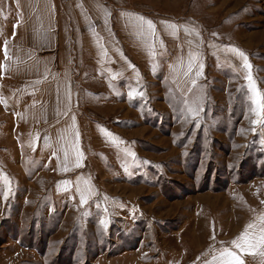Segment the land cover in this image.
<instances>
[{
  "label": "rangeland",
  "instance_id": "rangeland-1",
  "mask_svg": "<svg viewBox=\"0 0 264 264\" xmlns=\"http://www.w3.org/2000/svg\"><path fill=\"white\" fill-rule=\"evenodd\" d=\"M0 90V264L264 262V0H0Z\"/></svg>",
  "mask_w": 264,
  "mask_h": 264
},
{
  "label": "crops",
  "instance_id": "crops-1",
  "mask_svg": "<svg viewBox=\"0 0 264 264\" xmlns=\"http://www.w3.org/2000/svg\"><path fill=\"white\" fill-rule=\"evenodd\" d=\"M117 19H118L117 21H120L119 24H121L120 25L121 31L124 33L128 32V35H126V38L123 39L122 41L125 44L123 45L124 49L121 50V51H124V55H127L128 57H130L128 50L131 51L130 47H134L132 49V52H135V54L139 56V59H142L143 57H145L147 53L150 56L155 57L156 59L158 58L159 60L161 59V57H163V60H165L166 62L165 70H166L167 76L165 77L167 81L170 84L181 86L183 90H185L186 86L198 84L199 82L203 80V77H202L203 57L199 53L197 54V56H194L192 53L184 52L181 55L178 54L177 58L175 54L172 53L168 59H165L164 56L166 52L162 53L161 50L157 52L155 51V53L147 52V50H144L142 47L145 44V41L143 40H146V38L140 34L141 30L139 28L140 26L146 27L147 25L142 24V21H140L139 18H137V16L135 15H130L127 18L124 12H119V14H117ZM159 25L162 26L161 23ZM154 34L155 32L153 33L152 38L155 37ZM154 41H155L154 39H149L146 42V44L154 45ZM160 41L162 42V40L159 39L158 45ZM131 45H134V46H131ZM177 60L181 61V63L180 64L177 63ZM10 63H11L10 68H12L13 67L12 60H10ZM14 63L16 64V67H18L16 61ZM27 73L30 75L31 71H28ZM13 74L14 72L12 71V75ZM61 80H62V76H61ZM1 94L2 93L0 90V97H1ZM38 97L40 99L39 100L40 103L38 105L39 112L36 111L37 115L38 114L46 115L48 114V112H54V110H56L57 114L61 115V96L60 95L56 96L55 99L53 98L51 99L50 93L42 91V92H39ZM56 99L57 101L55 102V104L52 103ZM50 108H52L53 111ZM11 109L13 111H10V112H33L34 114L33 108L29 106V102L23 101L21 102V104H18L17 98H15L14 103L11 106ZM58 144L59 146L58 145L54 146V149H56L57 147L60 150L58 153L57 161H56V166H57L56 169L61 172V142H59ZM52 159H54V157ZM260 234L261 233L259 232L258 235ZM260 264H264V262H260Z\"/></svg>",
  "mask_w": 264,
  "mask_h": 264
},
{
  "label": "snow or ice",
  "instance_id": "snow-or-ice-1",
  "mask_svg": "<svg viewBox=\"0 0 264 264\" xmlns=\"http://www.w3.org/2000/svg\"><path fill=\"white\" fill-rule=\"evenodd\" d=\"M142 19V18H141ZM149 23V26L151 27V22H148ZM241 56H243V53H240ZM82 201H83V197H82ZM242 239H244L242 237ZM261 243H264V236L261 237V240H260ZM235 243V242H234ZM245 243H248V241L245 239ZM237 247H240V244H237L236 245ZM227 256H230L233 258V260L236 262V264H242L241 261H239V259L232 253V252H228L227 253ZM229 264H231V262H229Z\"/></svg>",
  "mask_w": 264,
  "mask_h": 264
}]
</instances>
